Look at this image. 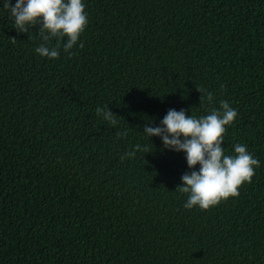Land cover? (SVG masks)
I'll use <instances>...</instances> for the list:
<instances>
[{"label": "trees", "instance_id": "trees-1", "mask_svg": "<svg viewBox=\"0 0 264 264\" xmlns=\"http://www.w3.org/2000/svg\"><path fill=\"white\" fill-rule=\"evenodd\" d=\"M83 2L84 48L49 60L0 0V264H264V0ZM220 100L238 113L226 154L247 145L260 166L238 197L186 210L185 154L144 128ZM137 144L150 153L122 161Z\"/></svg>", "mask_w": 264, "mask_h": 264}, {"label": "clouds", "instance_id": "clouds-1", "mask_svg": "<svg viewBox=\"0 0 264 264\" xmlns=\"http://www.w3.org/2000/svg\"><path fill=\"white\" fill-rule=\"evenodd\" d=\"M3 8L10 12L17 33H28L29 28H39L38 35L42 43L35 52L42 58L57 60L61 50L69 57L76 55L72 50L77 44L83 49L80 37L88 26V14L83 0H4ZM55 40L54 46L50 42ZM10 42L15 44L16 39ZM220 85V91L225 90ZM201 94L200 104L205 100L211 105L215 99L212 92L203 85L196 86ZM97 117L116 128L122 118L115 116L108 106H97ZM237 110L227 100H220L218 107H211L206 115L199 117L188 115L185 110L169 109L158 127L146 126L144 135L159 137L164 148L185 154L190 172L182 175V186L176 191L185 194L186 210L199 208L209 210L222 201L240 195L239 189L245 183H251L255 169L260 161L247 149V145L235 144L234 154H226L224 136L237 118ZM117 139L126 138L127 131H117ZM138 151L150 153L149 148L135 145L126 151L121 160L134 158ZM199 165V170H194Z\"/></svg>", "mask_w": 264, "mask_h": 264}]
</instances>
